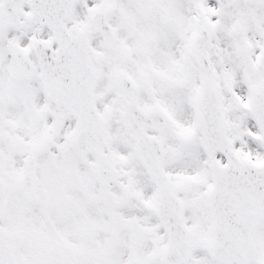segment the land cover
I'll return each mask as SVG.
<instances>
[{
  "label": "snow or ice",
  "instance_id": "snow-or-ice-1",
  "mask_svg": "<svg viewBox=\"0 0 264 264\" xmlns=\"http://www.w3.org/2000/svg\"><path fill=\"white\" fill-rule=\"evenodd\" d=\"M0 264H264V0H0Z\"/></svg>",
  "mask_w": 264,
  "mask_h": 264
}]
</instances>
